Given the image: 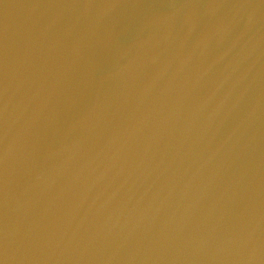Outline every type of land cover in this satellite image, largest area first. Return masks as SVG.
<instances>
[{
	"label": "water",
	"instance_id": "water-1",
	"mask_svg": "<svg viewBox=\"0 0 264 264\" xmlns=\"http://www.w3.org/2000/svg\"><path fill=\"white\" fill-rule=\"evenodd\" d=\"M156 0H0V264H161Z\"/></svg>",
	"mask_w": 264,
	"mask_h": 264
}]
</instances>
